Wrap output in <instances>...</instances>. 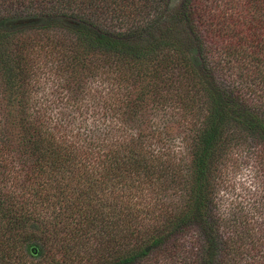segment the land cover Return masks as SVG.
<instances>
[{
  "label": "trees",
  "instance_id": "16d2710c",
  "mask_svg": "<svg viewBox=\"0 0 264 264\" xmlns=\"http://www.w3.org/2000/svg\"><path fill=\"white\" fill-rule=\"evenodd\" d=\"M175 1L0 0V264H264V202L218 203L232 157L264 156V0ZM49 73L74 103L103 75L113 114L181 113L180 149L165 120L69 138L30 106Z\"/></svg>",
  "mask_w": 264,
  "mask_h": 264
},
{
  "label": "rangeland",
  "instance_id": "374dc122",
  "mask_svg": "<svg viewBox=\"0 0 264 264\" xmlns=\"http://www.w3.org/2000/svg\"><path fill=\"white\" fill-rule=\"evenodd\" d=\"M180 2L181 0H176L175 6ZM49 74L50 76L42 78L39 81L38 91H33L35 98H39L38 101L41 103L30 106L34 110H43V107H50L47 109V115L53 117L52 122H55L54 120H62L66 128L65 131L70 134L69 138L82 140L85 138V134L83 133L85 132V128L87 129L95 124L104 122L114 126L110 138L125 137V139H128L138 133L143 135L151 133L153 126H157L159 122L165 120L171 126L169 133L175 138L174 144L177 145L176 150L180 149L182 145L181 140L187 130L185 126L186 121L181 116V113L178 115L171 108L170 110L162 109L160 106L152 109L153 102L150 101L140 111V115L137 118L126 117L124 115L118 116L111 111L112 106L109 108L112 100L117 98V95L110 94L111 99L108 100L105 98L107 96L106 91L109 92L111 88H114L110 79H107L103 75L89 79L87 94L84 96V99L78 103H74L70 101L67 91L62 86H59L60 80H56L57 78L52 73ZM132 90L136 91L137 88L134 87ZM68 113H71V115L66 116ZM15 158L17 162L21 161L17 157ZM19 168L17 164L14 174L16 176L21 174V177L25 178L27 169H22L20 172ZM224 174L225 181L221 190H219L218 197L220 211H223L229 217L236 215L240 211H243L244 214L251 211L248 214L250 216L256 206L258 208L260 204L261 206L263 205L264 156L257 149H253V147L247 148L244 152L242 151V153L236 156L234 155L228 163ZM144 222H147L146 219ZM59 254L58 252L57 256Z\"/></svg>",
  "mask_w": 264,
  "mask_h": 264
}]
</instances>
